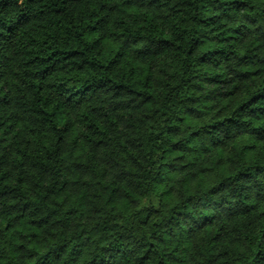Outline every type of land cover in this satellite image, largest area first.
Segmentation results:
<instances>
[{
	"label": "trees",
	"instance_id": "16d2710c",
	"mask_svg": "<svg viewBox=\"0 0 264 264\" xmlns=\"http://www.w3.org/2000/svg\"><path fill=\"white\" fill-rule=\"evenodd\" d=\"M0 264H264V0H0Z\"/></svg>",
	"mask_w": 264,
	"mask_h": 264
}]
</instances>
